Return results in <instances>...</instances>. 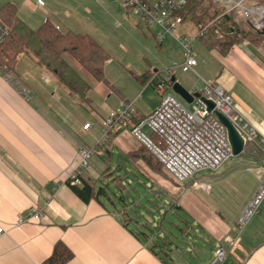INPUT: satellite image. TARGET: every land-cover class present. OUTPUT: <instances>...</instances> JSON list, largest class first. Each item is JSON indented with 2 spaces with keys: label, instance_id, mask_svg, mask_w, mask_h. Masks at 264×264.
<instances>
[{
  "label": "crops",
  "instance_id": "crops-1",
  "mask_svg": "<svg viewBox=\"0 0 264 264\" xmlns=\"http://www.w3.org/2000/svg\"><path fill=\"white\" fill-rule=\"evenodd\" d=\"M44 1V6L35 2L32 8L27 0L21 4L17 1L18 15L34 29L49 20L62 31L88 33L110 51L98 35H105L106 30L111 32L105 22L111 25L112 19L119 17L113 10H118V0ZM251 2L264 4V0ZM137 19L140 25L142 22L148 28L153 26ZM241 23L248 25L244 21L237 24ZM157 31L156 26L155 31L151 30L157 46L163 50L167 43L168 48L178 51H175L174 59L181 60L174 40L167 38L166 43L158 42ZM197 43L200 55H206L209 65L215 60L223 64L222 70L215 68L212 81H218L234 96L238 111L264 134V40L246 39L223 53L208 49L201 40L195 45ZM69 58L91 85L85 101L61 84L30 53L18 55L13 80L0 72V227L7 232L0 235V264H45L58 241H63L74 253L66 264H181L180 261L193 264L184 255L175 262L161 260L136 236L132 223L124 225L119 211L121 206L115 204V200L107 203L106 197L99 196V199L86 202L66 183V174L79 156L80 147L96 142L103 119L121 102H134L138 117H145L159 105L160 95L155 96L148 86L155 89L151 80L155 74L160 76L163 70L147 56L143 57L147 66L143 71L141 68L136 71L128 61L124 67L136 80L132 85L139 83V87L133 85L135 89L132 90L130 86L109 82L107 75L104 81L97 80L75 59ZM110 59L111 53L106 62ZM200 64L199 56L196 71ZM107 70L106 64L104 73L107 74ZM140 84H143L141 92ZM22 87L29 90L27 96ZM101 99L105 101L101 102ZM86 123H91L89 129H84ZM141 146L130 131L116 130L107 143L110 154L101 157L107 160L109 167L116 160V170L127 169L132 166L127 155ZM135 163L149 181L158 176L182 186L167 171L161 174L142 159ZM226 163L216 172L198 175L200 180L209 183L208 191L195 189L189 182L182 186L183 192L179 196L171 197L162 190L163 193H157V199L164 201L162 197L165 196L169 199L167 204L161 202L165 207L172 204V207L181 208L190 219L189 228L209 237L207 245H200L199 254H192L201 264L211 260L214 247L220 243L228 251L225 264H264V204L241 233L237 227V218L263 177L264 167L249 149L238 155L227 170ZM93 165L87 176L96 180ZM99 178L98 186L101 185ZM230 189L241 196L238 201H233L232 209V202L223 201ZM34 205L44 208L45 219L17 227L15 223L20 213ZM226 236L234 237L236 241L226 243Z\"/></svg>",
  "mask_w": 264,
  "mask_h": 264
},
{
  "label": "built area",
  "instance_id": "built-area-1",
  "mask_svg": "<svg viewBox=\"0 0 264 264\" xmlns=\"http://www.w3.org/2000/svg\"><path fill=\"white\" fill-rule=\"evenodd\" d=\"M120 1L128 13L158 28V42L163 43L167 38H173L180 48L181 60L173 61L165 70L164 76L155 74L152 78L151 83L160 95V103L151 113L137 119L135 103L123 101L103 119L101 133L96 142L91 146L80 147L79 156L66 174V183L81 186L83 178L91 169L90 160L94 156L105 154L111 134L116 130H128L153 154L176 182L182 185L191 182L193 188L208 191L209 183L200 180L198 175L207 171H218L233 157L227 130L216 116V111L234 124L244 139L245 149L249 146L250 154L258 156L260 164L264 167V134L238 111L232 94L218 81L204 80L202 88L194 85L188 89L191 94L200 93V96H194L192 102H188L173 89V69L179 68L183 72L199 75L196 71L198 57L195 43L208 33L215 21L195 24L196 32L193 34H178L177 31L185 21L181 11L189 0ZM213 1L219 5L222 14H232L235 23L244 21L255 31L264 29L263 3L251 0ZM38 5L44 6L45 1L38 0ZM230 27L234 29L233 25ZM215 33L219 38L225 35L219 27L215 28ZM8 34L9 28L0 21V44ZM16 83L21 87L18 80ZM22 89L27 96L29 90L25 87ZM205 99L214 103L211 111L208 110ZM90 125L91 123H86L84 129H89ZM145 128L150 130L149 134L144 131ZM151 135L157 136V141L153 140ZM263 200L264 175L237 218L240 233L252 217L260 212ZM45 217L44 208L34 205L20 213L15 225L19 227L33 220L43 221ZM5 233V229L0 227V235ZM224 241L230 244L234 243L236 238L226 236ZM227 259L228 251L220 243L214 247L213 257L207 264H225Z\"/></svg>",
  "mask_w": 264,
  "mask_h": 264
},
{
  "label": "trees",
  "instance_id": "trees-1",
  "mask_svg": "<svg viewBox=\"0 0 264 264\" xmlns=\"http://www.w3.org/2000/svg\"><path fill=\"white\" fill-rule=\"evenodd\" d=\"M208 2L209 4H207ZM181 13L184 16V20H189L194 24H207L210 21H215L214 24L210 26L208 33L201 39L208 49H215L223 53L246 39L257 42L264 40V33L262 31H255L253 28L243 23H235L231 13L222 14L219 5L215 2L212 3L210 0H189ZM0 21L9 28L8 36L0 44V72L6 77H9V79L13 80V78L16 77L14 69L18 55L22 52H26L35 56L40 64L50 71L61 84L78 95L82 101L88 99L87 93L91 85L82 71L71 62L69 56L75 59L94 78L100 81L105 80L104 65L109 59L110 54L90 34L62 31L49 20H46L39 27L34 29L20 18L16 5L11 2L0 7ZM230 25H233L234 29H231ZM216 27H219L225 32L222 38H219L215 33ZM136 118L140 119L142 117L136 115ZM247 149L250 150V147L247 146L246 150ZM105 154H110L108 148ZM127 157L134 169L139 170L135 160L142 159L153 170L163 174L162 164L144 145L135 152L129 153ZM169 176L173 178L170 174ZM126 177L127 175L125 174H118L115 177L118 185L122 178ZM173 180L175 179L173 178ZM71 187L76 194L86 202L94 198L99 199V196H104L114 201L108 186L102 184L98 186L97 181L92 177L85 176L81 186L71 185ZM121 187L122 186H120V188ZM153 188L154 187H152V189ZM155 194L159 196L157 193ZM118 199L119 201L114 203L122 205L119 210L120 216L124 225L128 226L133 221L131 213L137 212L136 208L134 209L133 207L136 203L126 201L125 197H119ZM175 208H177L176 205L173 206V209L169 210L168 206V208L165 207V211L168 212L169 210L172 212ZM158 213V216L160 218L162 217L161 222L154 223L152 221H147L143 224L148 227L147 229L150 232L140 230L139 227L133 231L140 240L150 247L158 258L163 261L168 259L175 262L177 258L179 259V257L176 256H180L178 251L181 248L175 243L173 238L174 233L172 229L165 224V221L181 228V230L185 229L191 232L192 230L189 228L190 219L181 217L185 226L188 227L187 229L179 226L177 223L167 218L166 215H164L165 217L162 216L159 210ZM73 257V251L63 241H58L54 245L52 254L44 263L66 264Z\"/></svg>",
  "mask_w": 264,
  "mask_h": 264
},
{
  "label": "rangeland",
  "instance_id": "rangeland-1",
  "mask_svg": "<svg viewBox=\"0 0 264 264\" xmlns=\"http://www.w3.org/2000/svg\"><path fill=\"white\" fill-rule=\"evenodd\" d=\"M17 1L19 4H21V1L23 0H0V7L8 2L14 3L17 5ZM29 1V4L32 8L34 6V3L38 0H27ZM119 1V7L118 10L116 8H113V10L118 14L119 17H116L115 19H112V24L108 25V22H105V26L109 28L108 31H105V35L100 33L98 35L100 40L106 44V47L110 50L108 53H111V59L106 62L108 65L107 75L109 82H116L120 86H130L132 90L135 89L134 86L139 87V83L136 82V84H133L134 77L130 70L126 69L124 65L131 61L134 69L136 71L144 70L146 66V63L143 59V57L147 56L148 58L153 59L155 61L157 68L159 70H163L161 73V76H164L165 69L167 67H170L173 61H177L174 59V55H176L178 52L176 49L171 50L168 48L166 41V47L161 50L157 46V42L154 39L153 34L151 33V30L155 31V26H150L148 28L147 25L141 22V25L137 23V18H134L130 13H128L124 8L123 5ZM212 3L213 0H210ZM209 4V2L207 3ZM105 9V13H106ZM119 22V23H118ZM114 25V26H112ZM112 26V27H110ZM196 32V25L189 20H185L184 23L181 25L179 30L177 31L178 34L183 33H190L193 34ZM103 35V36H102ZM102 36V37H101ZM108 36L110 38H108ZM108 38V39H107ZM173 39V38H169ZM104 40V41H103ZM174 40V39H173ZM175 45L177 46V49L179 50V46L174 40ZM195 50L198 52V57L201 58V64L199 67H197V72L199 75H196L192 72H183L181 69L176 68L173 69V74L176 75L177 80L184 85L187 89H191L194 85H197L199 88L203 87V79L205 80H214L213 73L215 71V68L219 67L220 70L223 69V64L220 60L216 61L213 65H209L208 58L205 54L200 55V48L199 44L197 43L195 45ZM176 51V52H175ZM180 51V50H179ZM71 57V56H70ZM109 63V64H108ZM143 63V64H142ZM105 64V65H106ZM202 78H201V77ZM159 78V77H158ZM213 78V79H211ZM145 84V83H143ZM143 84H140V90L143 91ZM147 88V87H146ZM149 90L154 93L155 96H159L156 89H154L152 86H148ZM233 96V95H232ZM234 98V96H233ZM235 99V98H234ZM104 99H101V102H104ZM144 131L149 134L150 130L148 128H145ZM153 140L157 141V136L151 135ZM237 156H233L230 158V161L228 160L225 164L226 170L228 167L231 166L232 161H236ZM91 166L93 165L94 169V175L97 178L100 177V182L102 185L108 186V189L110 191L111 196L113 199L117 202L119 201V197H125L126 201L134 202L136 203L133 207L136 208L137 212H132L131 216H133L132 225L134 229H137V227L140 228V230H145L150 232L143 224L147 221H152L154 223L161 222L162 217L160 218L158 215V210L162 214V216L166 215L167 218L172 220L173 222L177 223L179 226L185 227L188 229L187 226H185L183 218H188L186 216V213L181 208H175V212L171 211H165L164 207L165 204L161 203L166 201V204L169 203V199H164V201L157 199L156 193H163L162 190H165L171 197L179 196V194H182L183 189L182 186L179 184L171 183L169 180L165 178H158V176H154L155 179L153 181H149L146 179L144 174L138 169H134L133 166H128L127 169L125 168H118L119 170H116L117 161L114 160L112 165L109 167L108 162L105 158H102L101 156H94L90 160ZM133 170V171H131ZM128 171L129 173H127ZM163 173H166L165 170L162 167ZM103 174V175H102ZM118 174H125L127 175L126 178H122L121 182L118 185V182L116 181L115 177ZM140 179L142 183L138 180ZM119 181V180H118ZM148 181V186H146L145 182ZM124 187V188H123ZM152 187H154L152 189ZM152 190V191H151ZM241 198L240 195H236L233 190L230 189L229 193L226 194V196L223 197V201H227L229 204H231V209L233 208V201H238ZM264 202V200H263ZM262 202V204H264ZM107 203L109 202V199H107ZM261 204V207H262ZM120 206H122L120 204ZM169 208H173L172 204L169 205ZM261 211V210H260ZM259 214V213H258ZM256 214V215H258ZM255 215V216H256ZM165 217V216H164ZM254 217V216H253ZM252 217V218H253ZM165 224L170 227L174 233L173 238L175 240V243L180 246L181 253L179 259L182 255L186 256V259L188 262H191L193 264H201V261L198 259L197 256H193L192 254L198 253L200 251V245L205 246L207 245V242L210 241L209 237L206 234L199 233L196 229L194 231L189 230H181V228L176 227L173 224H170L165 221ZM192 230V229H191ZM209 253V252H208ZM207 257V256H206ZM205 257V258H206ZM202 259L203 256H202ZM212 259V258H211ZM205 260V259H204ZM211 261V260H210ZM209 262V261H208ZM182 264L183 262L180 261Z\"/></svg>",
  "mask_w": 264,
  "mask_h": 264
},
{
  "label": "water",
  "instance_id": "water-1",
  "mask_svg": "<svg viewBox=\"0 0 264 264\" xmlns=\"http://www.w3.org/2000/svg\"><path fill=\"white\" fill-rule=\"evenodd\" d=\"M262 32L264 33V29L262 30ZM171 80L173 82V89L188 102H192L194 96H200V93L191 94L189 90L177 80L175 74L171 76ZM205 102L208 104V110L211 111L214 108V103L208 99H205ZM215 114L224 124L227 130V135L232 148L233 156L240 155L244 152L245 149V142L243 137L238 132L234 124L225 115H223L219 111H216Z\"/></svg>",
  "mask_w": 264,
  "mask_h": 264
}]
</instances>
